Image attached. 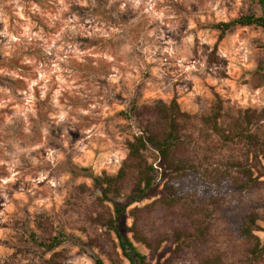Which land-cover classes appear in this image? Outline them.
I'll use <instances>...</instances> for the list:
<instances>
[{
  "label": "clouds",
  "instance_id": "obj_1",
  "mask_svg": "<svg viewBox=\"0 0 264 264\" xmlns=\"http://www.w3.org/2000/svg\"><path fill=\"white\" fill-rule=\"evenodd\" d=\"M172 2L186 11L178 12ZM172 2L0 0V78L14 82L0 86V198L6 202L0 223L17 212L13 201L23 208L31 197L29 210L36 212L62 201L71 188L91 187L89 177L115 174L127 156L124 141L139 134L133 121L117 114L131 107L141 85L138 106L154 97L170 101L175 89L188 111L198 96L214 99L207 85L237 107H264V87L237 88L241 69L256 66L250 41L264 33L242 39L249 30L238 27L220 40L214 27L237 19L244 0ZM74 8L88 11L81 16ZM214 52L218 62L210 64ZM184 82L193 90L187 83L180 87ZM54 128L62 129L60 139L52 136ZM76 131L81 138L73 143L69 133ZM53 142L61 148L51 147ZM69 159L72 170H62ZM18 182L20 190L14 191ZM260 211L252 235L264 246ZM70 264L94 262L85 255Z\"/></svg>",
  "mask_w": 264,
  "mask_h": 264
},
{
  "label": "rangeland",
  "instance_id": "obj_2",
  "mask_svg": "<svg viewBox=\"0 0 264 264\" xmlns=\"http://www.w3.org/2000/svg\"><path fill=\"white\" fill-rule=\"evenodd\" d=\"M226 6L232 11L231 4ZM172 7L178 12L186 11L182 5L174 2ZM193 10L198 9L194 7ZM73 11L85 16L88 10L74 8ZM253 14L260 15L256 0H244L237 19ZM130 16L123 17V21H127ZM237 28L227 33H234ZM247 28L249 32L244 33L242 39L250 33H264L261 28ZM184 30L182 28L181 32ZM223 37L221 33L220 40ZM84 43L93 46L97 44L87 40ZM250 45L253 51L251 60L255 61L256 66L250 70L241 69L237 88L242 84H250L254 92L264 87V35L252 38ZM3 60L0 56V62ZM217 62L214 52L209 63ZM223 63L227 66L228 62ZM221 76L232 79L226 73H221ZM245 76H251L252 79L245 80ZM5 81L14 83L9 78H0V86ZM185 83L189 91H192L194 85L191 82L180 83V87ZM144 87L141 85L137 89L131 107L117 114L125 120L133 121L139 133L124 141L122 147L127 150V156L118 171L111 176L104 172L102 177H89L92 179L91 187L81 184L71 188L62 201L52 202L51 207L36 212L29 210L31 197L23 208L19 207L20 201H13L17 212L11 214L7 223H0V264H70L85 255L94 264L96 258L102 259L104 263L107 261V264H130L111 226V222L117 219V209L122 211L120 229L130 240L134 242L132 228L137 221V228L150 241L151 247L136 242L134 244L151 264H208L217 257L225 264H264V257L256 258L253 254L260 242L259 238H247L243 234L251 217L260 218V210L264 209V107H237L231 99L225 100L207 85L214 99L198 96L192 102L195 108L189 106L188 111H183L178 103L181 112L188 117L182 134L187 147L183 157L187 171L185 174H177L165 172L163 168L161 170L158 154L150 149L145 157L156 170L159 187L155 196L131 204L139 169L133 168L135 164H129L130 168L126 166L129 160L128 144L146 131H163L164 125L156 114V107L170 105L180 99L173 89L174 95L170 101L154 97L138 106L139 100L144 98ZM115 100L121 104L125 102L124 97L119 95ZM216 113L221 117L220 128L228 131L229 125L238 120L245 125V135L234 142H226L218 132L205 127L203 119L213 117ZM61 134L62 129L54 128L52 131L55 139H60ZM69 134L73 143L81 138L79 131ZM50 146L61 148V145L54 142ZM125 167L126 177L115 182L112 188L97 183L99 178L106 183L105 176L117 178ZM62 170H72L70 159ZM244 170L253 172L257 182L252 188L241 189L237 186L235 180L242 183L247 180ZM82 171L89 172L88 169ZM44 186L41 184L39 187ZM13 190H20L19 182L13 186ZM9 197L11 199L12 193H9ZM5 203L0 198V212L4 211ZM133 210L135 213H132ZM54 238L64 241L55 250L41 248L35 243L36 240L49 244ZM74 251L75 255H72Z\"/></svg>",
  "mask_w": 264,
  "mask_h": 264
},
{
  "label": "trees",
  "instance_id": "obj_3",
  "mask_svg": "<svg viewBox=\"0 0 264 264\" xmlns=\"http://www.w3.org/2000/svg\"><path fill=\"white\" fill-rule=\"evenodd\" d=\"M256 4L260 9V15H245L237 20L231 21L227 24L221 23L216 25L215 28L219 30L222 35L237 28V27H257L264 30V0H256ZM156 114L159 120L164 125V130L159 131H146L140 137H135L132 142L128 144L129 147V160L126 161V166L130 168L139 169L138 180L134 186L133 194L131 197V204L141 203L147 198L156 195V190L159 185L155 176L156 170L152 165L148 164L145 157V153L150 149H154L158 154V159L161 164V170L164 169L165 172H176L177 174H185L187 171V163L184 161L183 157L186 154V144L182 140L184 132V123L186 122L187 115L181 112L180 105L176 100H174L170 105H161L156 107ZM220 114L216 113L213 117L203 119V124L205 127L212 128L213 131L218 132L222 139L226 142H234L242 138L244 133V123L236 120L231 123L228 127V131L220 128L219 120ZM121 169L117 178L105 176V182L101 178L97 179L99 185L104 186L109 185L111 188L117 181H122L126 177V168ZM247 180L242 183L239 180H235L237 186L241 189L252 188L257 181L253 178V172L244 170ZM264 185V183H262ZM135 213V210L132 211ZM117 219L111 222V226L117 236L119 241L120 249L125 257V259L130 264H151L148 262L146 256L141 254L134 242L141 243L148 247H151L150 241L145 237L141 231L137 228V221H135L132 232H134V242L130 240L127 235H125L120 229L121 215L122 211L117 209ZM136 218L135 216H133ZM257 217H251L248 222L247 227L244 229V236L247 238L252 237V229L255 227V221ZM35 243L39 247L47 250H55L60 247L64 241L61 238H54L49 244L40 243L35 240ZM253 254L256 258L264 257V246H261L259 242ZM96 264H105L100 258L95 259ZM208 264H225L223 260L219 257L210 260Z\"/></svg>",
  "mask_w": 264,
  "mask_h": 264
}]
</instances>
